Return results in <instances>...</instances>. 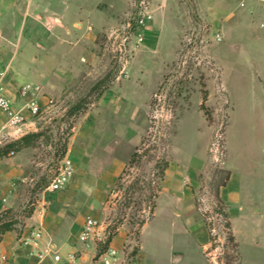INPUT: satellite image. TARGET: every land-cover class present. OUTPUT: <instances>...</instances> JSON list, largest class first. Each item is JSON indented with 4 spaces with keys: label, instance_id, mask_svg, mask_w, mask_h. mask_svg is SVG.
<instances>
[{
    "label": "rangeland",
    "instance_id": "1",
    "mask_svg": "<svg viewBox=\"0 0 264 264\" xmlns=\"http://www.w3.org/2000/svg\"><path fill=\"white\" fill-rule=\"evenodd\" d=\"M0 8V70L46 104L28 120L38 137L13 220L50 198L75 126L121 123L107 146L125 165L92 213L122 240L113 264H264V0Z\"/></svg>",
    "mask_w": 264,
    "mask_h": 264
},
{
    "label": "crops",
    "instance_id": "2",
    "mask_svg": "<svg viewBox=\"0 0 264 264\" xmlns=\"http://www.w3.org/2000/svg\"><path fill=\"white\" fill-rule=\"evenodd\" d=\"M51 17L53 16L47 17L49 22ZM60 22L61 25H56L63 27V22L61 20ZM8 67L9 65L6 64L5 69L0 70V89L8 97L14 109H21L24 101L19 95V90L16 89V81ZM26 114L24 112V115ZM99 129H101L99 125L93 126L88 122L74 127L75 133L68 143L66 152V157L73 165V176L63 189L49 192L50 198L45 197L44 194L38 196L29 215L20 222L15 221L11 230L0 235V254L7 257L6 264H53L50 258L39 261L29 256V249L20 244V238L34 228L42 230L43 235L39 244L41 249L51 245L54 251L64 258L74 256L72 264H99L94 261L95 243L81 244L77 241V236L85 218H94L93 211L103 204V197L125 165L122 159L110 154L111 148L108 149L107 146L110 141L121 140L116 135L122 134V124H110L105 130L101 129L108 134L106 140L95 135ZM30 131L27 125L22 133L14 134L6 126L5 119L0 114V147ZM30 153L28 147L17 152L12 158L0 159V214L10 211L13 216H17L28 200L26 171L32 163ZM45 200L48 203H45ZM120 239L115 238L109 244L118 252L122 241ZM207 246L206 240L204 248L206 249ZM141 253L142 246L139 257Z\"/></svg>",
    "mask_w": 264,
    "mask_h": 264
},
{
    "label": "built area",
    "instance_id": "3",
    "mask_svg": "<svg viewBox=\"0 0 264 264\" xmlns=\"http://www.w3.org/2000/svg\"><path fill=\"white\" fill-rule=\"evenodd\" d=\"M143 18L144 17L142 16V18L139 19V24H143ZM36 94L37 88L33 87L31 84L22 86L19 95L24 101V104L21 109H14L8 97L5 96L0 89V114L3 115L6 126L10 128L11 132L14 134L22 133L28 125V120L37 117L43 110L44 106L40 103ZM47 104H49V101ZM24 112L28 114V117L24 115ZM14 155L15 152L13 151L8 153V156L10 157H13ZM72 176V162L69 158L65 157L61 163V167L57 173L54 174L48 186V191L56 192L63 189ZM42 235V230L40 228H34L20 238V244L29 249V256L35 257L39 261H44L46 258H50L53 264H72L74 256L64 258L57 254L51 245H47L41 249L39 244ZM109 235L110 234L106 231V226L103 222L92 217H86L77 236V241L84 245L90 242H100L101 244H104ZM117 255L118 251L108 245L101 257V264L115 263ZM6 262L7 257L0 254V264H6Z\"/></svg>",
    "mask_w": 264,
    "mask_h": 264
},
{
    "label": "trees",
    "instance_id": "4",
    "mask_svg": "<svg viewBox=\"0 0 264 264\" xmlns=\"http://www.w3.org/2000/svg\"><path fill=\"white\" fill-rule=\"evenodd\" d=\"M37 137H38V134L28 133L20 137L17 140H14L12 142H9L1 146L0 147V159L3 157V155L8 154L10 151L17 153L24 148L32 147L33 146L32 140ZM14 223H15V220H13V214L10 213V211L2 212L0 214V235L8 230H11ZM111 240H112V236L109 235L105 243L102 244V248L106 249L108 245L110 244Z\"/></svg>",
    "mask_w": 264,
    "mask_h": 264
},
{
    "label": "water",
    "instance_id": "5",
    "mask_svg": "<svg viewBox=\"0 0 264 264\" xmlns=\"http://www.w3.org/2000/svg\"><path fill=\"white\" fill-rule=\"evenodd\" d=\"M51 22H53L54 24H57V25H61L60 20L55 18V17H51Z\"/></svg>",
    "mask_w": 264,
    "mask_h": 264
}]
</instances>
